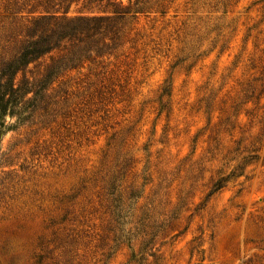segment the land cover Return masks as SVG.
Instances as JSON below:
<instances>
[{"label":"rangeland","instance_id":"obj_1","mask_svg":"<svg viewBox=\"0 0 264 264\" xmlns=\"http://www.w3.org/2000/svg\"><path fill=\"white\" fill-rule=\"evenodd\" d=\"M15 1L1 27L115 11ZM140 7L114 56L65 74L28 121L6 116L0 264H264V0Z\"/></svg>","mask_w":264,"mask_h":264},{"label":"trees","instance_id":"obj_2","mask_svg":"<svg viewBox=\"0 0 264 264\" xmlns=\"http://www.w3.org/2000/svg\"><path fill=\"white\" fill-rule=\"evenodd\" d=\"M78 1L37 0L36 3L45 10ZM89 1L115 8L113 16L67 18L63 16L65 12L58 15V11L51 14L44 11L45 14L36 18H13L0 26V136L6 116L16 117L18 122L28 121L26 113L53 102L56 98L53 85L65 74L114 56L123 45L126 18L141 13L140 6L147 0H127V6L118 0ZM18 4L16 0L14 14L21 13ZM224 181L216 182L211 192L222 189ZM140 231L145 238L138 255L143 256L151 250L148 247L152 244V234H145L141 228Z\"/></svg>","mask_w":264,"mask_h":264}]
</instances>
